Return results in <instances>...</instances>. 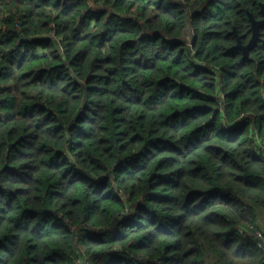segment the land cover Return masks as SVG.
Segmentation results:
<instances>
[{
	"label": "trees",
	"instance_id": "trees-1",
	"mask_svg": "<svg viewBox=\"0 0 264 264\" xmlns=\"http://www.w3.org/2000/svg\"><path fill=\"white\" fill-rule=\"evenodd\" d=\"M264 0H0V264H264Z\"/></svg>",
	"mask_w": 264,
	"mask_h": 264
},
{
	"label": "water",
	"instance_id": "water-1",
	"mask_svg": "<svg viewBox=\"0 0 264 264\" xmlns=\"http://www.w3.org/2000/svg\"><path fill=\"white\" fill-rule=\"evenodd\" d=\"M261 8H262V11H263V14H264V2H262ZM249 17H250V20H251L252 36L249 39L248 43L243 46L244 56H247L249 54V50L254 45V43H255V41H256V39L258 37V34L260 32L259 31L260 26L264 24V17L262 19L256 20V19H254L252 17V15L250 13H249Z\"/></svg>",
	"mask_w": 264,
	"mask_h": 264
},
{
	"label": "rangeland",
	"instance_id": "rangeland-1",
	"mask_svg": "<svg viewBox=\"0 0 264 264\" xmlns=\"http://www.w3.org/2000/svg\"><path fill=\"white\" fill-rule=\"evenodd\" d=\"M255 233H256L258 236L264 238L263 235H262V233H260L259 231H256Z\"/></svg>",
	"mask_w": 264,
	"mask_h": 264
}]
</instances>
